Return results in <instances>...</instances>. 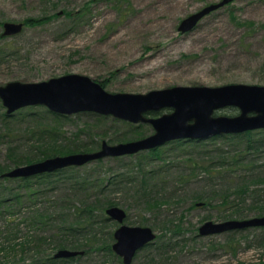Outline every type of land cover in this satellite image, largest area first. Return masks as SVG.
<instances>
[{
  "label": "rangeland",
  "instance_id": "1",
  "mask_svg": "<svg viewBox=\"0 0 264 264\" xmlns=\"http://www.w3.org/2000/svg\"><path fill=\"white\" fill-rule=\"evenodd\" d=\"M217 1L0 0V85L68 73L89 76L109 92L147 93L175 85H264V0H232L203 16L191 30H178L184 17ZM4 22L23 26L18 33L2 35ZM45 108L28 105L7 114L0 100V164L5 171L27 164L16 165L8 156L9 146H17L20 155L41 156L36 154L39 137L27 129H38L36 121H54ZM170 110L164 107L146 115ZM237 113L233 106L216 111ZM58 120V140L73 141L78 134L82 141L96 142L89 151L99 149L103 140L114 144L154 131L146 122L92 111ZM257 130H249L251 136L264 139V131ZM241 133L202 138L197 144L177 139L152 148L154 154L145 149L76 166V174L102 177L104 186L97 188L100 198L125 210V224L154 231L155 238L135 252L130 264H252L253 260L264 264V251L253 254V249L264 250L263 227L198 232L207 220L262 215L257 214L258 204L249 207L257 197L264 198V145L247 148L243 139L232 137ZM243 184L248 191L239 195L235 190ZM97 190H87L91 201ZM148 197L161 199L160 204L148 206ZM102 217L106 219L100 223ZM93 218L84 234L87 251L72 260L56 259L58 264H123L112 248H105L114 242L118 223L99 211ZM5 227L0 218V235Z\"/></svg>",
  "mask_w": 264,
  "mask_h": 264
},
{
  "label": "water",
  "instance_id": "2",
  "mask_svg": "<svg viewBox=\"0 0 264 264\" xmlns=\"http://www.w3.org/2000/svg\"><path fill=\"white\" fill-rule=\"evenodd\" d=\"M231 1L219 0L203 6L184 17L178 30H191L203 16ZM22 26L21 22H4L2 35L18 33ZM0 100L7 114L28 105H43L59 114L92 111L130 122H146L154 129L141 138L114 144L103 140L100 148L94 151L46 157L0 174V177L9 178L29 177L108 156L132 154L177 139L207 138L264 128V85L255 84L175 85L147 93L109 92L89 76L68 73L37 82L9 81L0 85ZM227 106L236 107L238 113L233 116L216 114ZM164 107L171 110L157 116L146 115ZM105 213L118 223L111 248L122 257L123 264H130L135 252L156 235L150 227L125 224L126 212L116 205L107 207ZM248 227H264V214L246 219L207 220L199 226L198 232L207 235ZM81 253L63 248L54 256L71 257Z\"/></svg>",
  "mask_w": 264,
  "mask_h": 264
},
{
  "label": "trees",
  "instance_id": "3",
  "mask_svg": "<svg viewBox=\"0 0 264 264\" xmlns=\"http://www.w3.org/2000/svg\"><path fill=\"white\" fill-rule=\"evenodd\" d=\"M45 110L55 117L54 121L49 123L36 121L38 129L33 127L27 129L32 136L39 137L37 140L41 141V144L36 154L41 156L20 155L22 153H19L17 146H9L8 156L13 157L12 160L16 165L34 162L48 156L89 151L93 148L90 144L96 143L82 141L78 138V134L74 136V139L77 138L75 141L64 138L66 142H60V139L58 140L60 130L55 123L66 115L52 112L47 108ZM30 114L34 113L30 112ZM7 116L5 114V117ZM251 134V131H245L232 137L243 139L247 148L255 149L264 145V139H256ZM215 137L227 138V135H213L208 139ZM185 142L197 144L202 143L203 139H188ZM154 151L156 150L152 149L148 153L154 154ZM77 168L69 166L29 177H0V218H4L6 222L3 231L5 234L0 235V264H58L60 262L56 259L61 262L72 260L87 251L84 248L87 245L84 234L85 230L94 223V212L99 211L104 215L106 208L115 203L108 198H100L101 192L98 190L104 186H102L104 182L102 177L93 179L90 177L91 174H76ZM4 171L5 167L0 164V174ZM6 181H13V186H6ZM142 186L143 195L147 196L148 188L145 190L144 179ZM90 188L96 190L98 188L93 194L92 201L91 196L87 194ZM247 189V185L243 184L235 192L241 195L245 194ZM147 199L151 202L148 206H158L161 200L150 201L149 197ZM257 204L259 205L257 214L263 215L264 198L257 197L255 204L249 208H254ZM16 216L22 219L15 221ZM105 219L102 217L100 223ZM63 248L82 251V253L71 257H55L53 250L58 251ZM105 248L110 251L111 245L107 244Z\"/></svg>",
  "mask_w": 264,
  "mask_h": 264
},
{
  "label": "clouds",
  "instance_id": "4",
  "mask_svg": "<svg viewBox=\"0 0 264 264\" xmlns=\"http://www.w3.org/2000/svg\"><path fill=\"white\" fill-rule=\"evenodd\" d=\"M264 251V250H257V249H253V254L255 256H259L261 254V252ZM252 264H256V261L253 260Z\"/></svg>",
  "mask_w": 264,
  "mask_h": 264
}]
</instances>
